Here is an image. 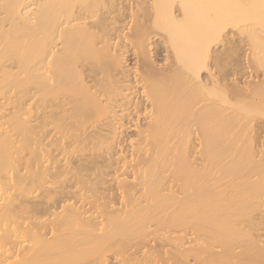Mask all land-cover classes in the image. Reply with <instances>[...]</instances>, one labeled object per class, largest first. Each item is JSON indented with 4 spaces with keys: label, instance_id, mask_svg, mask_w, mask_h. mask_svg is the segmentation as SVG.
I'll return each instance as SVG.
<instances>
[{
    "label": "bare ground",
    "instance_id": "obj_1",
    "mask_svg": "<svg viewBox=\"0 0 264 264\" xmlns=\"http://www.w3.org/2000/svg\"><path fill=\"white\" fill-rule=\"evenodd\" d=\"M0 264H264V0H0Z\"/></svg>",
    "mask_w": 264,
    "mask_h": 264
},
{
    "label": "rangeland",
    "instance_id": "obj_2",
    "mask_svg": "<svg viewBox=\"0 0 264 264\" xmlns=\"http://www.w3.org/2000/svg\"><path fill=\"white\" fill-rule=\"evenodd\" d=\"M248 79H250V77Z\"/></svg>",
    "mask_w": 264,
    "mask_h": 264
}]
</instances>
